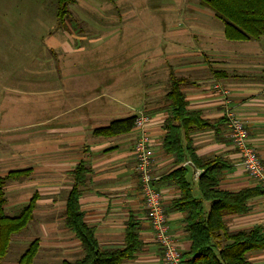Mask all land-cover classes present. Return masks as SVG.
Returning a JSON list of instances; mask_svg holds the SVG:
<instances>
[{"label": "crops", "instance_id": "crops-1", "mask_svg": "<svg viewBox=\"0 0 264 264\" xmlns=\"http://www.w3.org/2000/svg\"><path fill=\"white\" fill-rule=\"evenodd\" d=\"M191 10L212 23L208 28L212 35L206 37L203 45L194 43L189 31L181 32L191 40L188 43L167 36L164 64L151 60L148 70L152 78L139 82V93L131 91L127 96L112 92L113 89L121 91L122 76L114 75V79L109 78V85L104 86L105 77L99 79L92 71L75 69L83 66L85 60L52 63L54 61L48 58L56 72L59 66L71 67L66 73L44 75L37 80L44 89L43 94L48 88L49 101L35 107L37 117L32 122H0V176L11 170H25L4 184L3 209L11 212L17 204L25 206L35 197L32 217L27 224L34 230L31 241L38 243L36 254L48 253L60 264L82 255L80 240L64 224L66 199L76 183L74 169L82 163L88 171L84 181L77 184L78 203L83 220L93 228L99 247H122L127 220L133 216L138 222L141 247L132 259L122 264H163L162 249L148 221L135 170L133 148L137 130L132 127L117 134L94 133L96 128L135 115L139 110L148 116L146 131L150 138L152 184L161 194L168 231L181 253L188 248L185 212L171 207V201L180 191L168 175L178 167L186 168L192 193L199 197L198 178L203 167L195 165L188 157L175 163L174 154L163 147L164 122L169 112L165 95L171 71L186 79L182 91L187 109L198 111L199 117L207 121L203 128L190 132V144L201 161L219 159L222 168L218 187L226 191L260 187L240 163L228 137L224 111L229 108L242 119L248 141L264 165V34L256 38L228 39L223 22L209 8L200 5L199 0ZM64 30H68L67 25ZM63 43L64 48L71 49L69 44ZM236 71L241 73L236 74ZM25 81L22 75H5L0 79V83L8 85L7 89L9 85ZM122 95L131 99L126 103ZM105 99L109 100L108 106ZM112 104H123L127 110L116 109ZM1 112L0 109V117ZM16 165L20 168H11ZM247 205L244 213L226 215V225L230 230L260 225L264 231V191L250 197ZM204 207L208 208L207 201ZM248 260L252 264H264V248L249 252Z\"/></svg>", "mask_w": 264, "mask_h": 264}, {"label": "rangeland", "instance_id": "rangeland-1", "mask_svg": "<svg viewBox=\"0 0 264 264\" xmlns=\"http://www.w3.org/2000/svg\"><path fill=\"white\" fill-rule=\"evenodd\" d=\"M194 3L197 0H75L68 6V30H64L55 15V0H0V79L5 75L26 78L24 83L9 85L8 89L7 84L0 83V93H4L0 96V122L22 124L37 117L35 107L50 99L48 88L43 94L41 84L39 87V77L63 74L71 68L59 66L56 72L51 66L55 61L85 60L83 66L75 69L92 71L99 79L105 77L104 86L114 75L122 76L121 91L112 92L127 96L131 91L139 93L140 83L152 78L148 70L151 60L165 61L167 36L188 43L191 40L181 32L189 31L192 41L203 45L206 37L212 35L208 33L212 23L191 10ZM50 48L55 49L51 52ZM48 58L54 62L49 63ZM121 98L126 103L131 99L124 95ZM105 101L108 106L109 100ZM112 105L127 110L123 104ZM23 205L17 204L11 212H5L15 215ZM33 231L28 223L12 236L1 264H17ZM41 253L36 254L32 264H60L50 254Z\"/></svg>", "mask_w": 264, "mask_h": 264}, {"label": "trees", "instance_id": "trees-1", "mask_svg": "<svg viewBox=\"0 0 264 264\" xmlns=\"http://www.w3.org/2000/svg\"><path fill=\"white\" fill-rule=\"evenodd\" d=\"M55 15L62 28L70 16L69 4L74 0H55ZM199 4L209 8L224 25V35L228 39L241 40L256 38L264 34V0H199ZM186 79L168 76L166 98L168 116L165 119L163 147L174 154L175 163L186 157L195 165L203 167L198 178L199 197L192 193L186 168L178 167L168 176L177 184L180 194L171 201V207L185 212L184 229L190 240L188 248L181 253L185 264H252L248 260L251 251L264 248L262 226L248 229L230 230L225 216L240 214L248 210L247 200L262 192L260 187L226 191L218 187L219 159L201 161L194 154L190 144V132L203 128L207 121L199 117V112L187 109L182 86ZM135 115L109 122L94 130L95 134L110 135L125 132L133 127ZM25 170H11L0 176V264L10 243L11 235L25 227L32 217L34 196L16 215H8L3 209L5 196L3 186L7 180L16 178ZM88 169L79 163L74 169L75 184L70 189L65 205L64 224L80 240L82 255L74 260H63L62 264H122L132 259L141 247L138 237V222L131 216L126 223L124 245L116 248H101L94 236V230L83 220L78 197L77 184L84 181ZM208 202L205 209L204 202ZM37 240L31 241L20 255L17 264H32L37 253Z\"/></svg>", "mask_w": 264, "mask_h": 264}, {"label": "built area", "instance_id": "built-area-1", "mask_svg": "<svg viewBox=\"0 0 264 264\" xmlns=\"http://www.w3.org/2000/svg\"><path fill=\"white\" fill-rule=\"evenodd\" d=\"M225 116L228 137L240 157V163L247 174L256 179L264 191V165L256 149L248 141V131L242 119L231 109L226 108ZM147 114L139 110L135 114L133 127L137 130L134 143L135 170L138 175L148 221L155 233L163 253V264H185L176 241L170 235L162 206L161 194L153 187L154 176L151 171V149L149 134L146 131Z\"/></svg>", "mask_w": 264, "mask_h": 264}]
</instances>
